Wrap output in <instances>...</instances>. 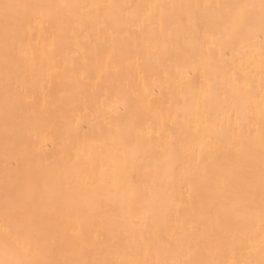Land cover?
Here are the masks:
<instances>
[{
  "label": "bare ground",
  "instance_id": "obj_1",
  "mask_svg": "<svg viewBox=\"0 0 264 264\" xmlns=\"http://www.w3.org/2000/svg\"><path fill=\"white\" fill-rule=\"evenodd\" d=\"M0 264H264V0H0Z\"/></svg>",
  "mask_w": 264,
  "mask_h": 264
},
{
  "label": "rangeland",
  "instance_id": "obj_2",
  "mask_svg": "<svg viewBox=\"0 0 264 264\" xmlns=\"http://www.w3.org/2000/svg\"><path fill=\"white\" fill-rule=\"evenodd\" d=\"M11 167H14L13 165Z\"/></svg>",
  "mask_w": 264,
  "mask_h": 264
}]
</instances>
